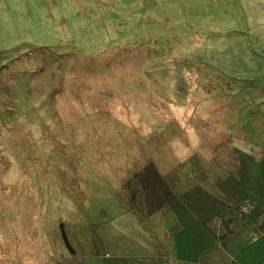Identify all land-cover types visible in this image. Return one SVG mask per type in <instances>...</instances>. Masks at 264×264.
I'll use <instances>...</instances> for the list:
<instances>
[{
  "label": "rangeland",
  "instance_id": "rangeland-1",
  "mask_svg": "<svg viewBox=\"0 0 264 264\" xmlns=\"http://www.w3.org/2000/svg\"><path fill=\"white\" fill-rule=\"evenodd\" d=\"M0 264H264V0H0Z\"/></svg>",
  "mask_w": 264,
  "mask_h": 264
},
{
  "label": "crops",
  "instance_id": "crops-1",
  "mask_svg": "<svg viewBox=\"0 0 264 264\" xmlns=\"http://www.w3.org/2000/svg\"><path fill=\"white\" fill-rule=\"evenodd\" d=\"M171 212H174V209H172Z\"/></svg>",
  "mask_w": 264,
  "mask_h": 264
},
{
  "label": "built area",
  "instance_id": "built-area-1",
  "mask_svg": "<svg viewBox=\"0 0 264 264\" xmlns=\"http://www.w3.org/2000/svg\"><path fill=\"white\" fill-rule=\"evenodd\" d=\"M244 208H248V206H245Z\"/></svg>",
  "mask_w": 264,
  "mask_h": 264
}]
</instances>
